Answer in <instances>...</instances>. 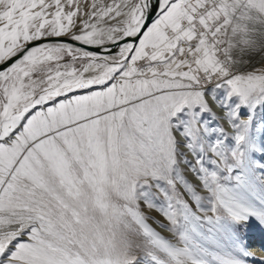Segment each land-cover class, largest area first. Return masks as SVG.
Returning <instances> with one entry per match:
<instances>
[{
  "label": "snow or ice",
  "instance_id": "obj_1",
  "mask_svg": "<svg viewBox=\"0 0 264 264\" xmlns=\"http://www.w3.org/2000/svg\"><path fill=\"white\" fill-rule=\"evenodd\" d=\"M252 228L264 0H0V264H264Z\"/></svg>",
  "mask_w": 264,
  "mask_h": 264
},
{
  "label": "rangeland",
  "instance_id": "obj_2",
  "mask_svg": "<svg viewBox=\"0 0 264 264\" xmlns=\"http://www.w3.org/2000/svg\"><path fill=\"white\" fill-rule=\"evenodd\" d=\"M189 178L191 179V175L189 174ZM159 231V229H157ZM164 235H168L167 233H163ZM249 235L251 237L255 236L256 237V242L258 243H264V234H262L258 229L252 228L249 230Z\"/></svg>",
  "mask_w": 264,
  "mask_h": 264
},
{
  "label": "bare ground",
  "instance_id": "obj_3",
  "mask_svg": "<svg viewBox=\"0 0 264 264\" xmlns=\"http://www.w3.org/2000/svg\"><path fill=\"white\" fill-rule=\"evenodd\" d=\"M66 39V38H65ZM251 242L254 244V245H256V246H258L259 244H261V243H258V241L256 242V237L255 236H252L251 235Z\"/></svg>",
  "mask_w": 264,
  "mask_h": 264
}]
</instances>
